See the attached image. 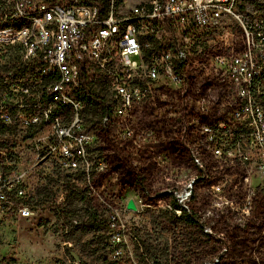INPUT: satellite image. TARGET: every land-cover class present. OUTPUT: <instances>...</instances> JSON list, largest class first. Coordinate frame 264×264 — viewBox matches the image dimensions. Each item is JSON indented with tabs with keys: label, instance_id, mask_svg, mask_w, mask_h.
Here are the masks:
<instances>
[{
	"label": "built area",
	"instance_id": "built-area-1",
	"mask_svg": "<svg viewBox=\"0 0 264 264\" xmlns=\"http://www.w3.org/2000/svg\"><path fill=\"white\" fill-rule=\"evenodd\" d=\"M50 4H57V12H50ZM23 14L37 21L36 37L26 27L3 28V21ZM50 33H57V42H49ZM9 47H16V55L3 61ZM191 86L197 89L185 128L196 154L190 185L196 193L189 186L171 191L180 198V207L169 209L177 220L171 222L181 223L184 214L194 226L209 214L251 215L257 186L264 185V0H6L0 13V125L8 136L0 145V216L34 214L24 177L37 163L50 160L73 180L82 175L92 193L91 179L107 165L97 149L96 120H103L104 131H118L114 120L122 125L158 93ZM85 95L104 104L91 123H83L90 111ZM60 100L72 102L73 112H61ZM131 133L128 127L123 135ZM20 145L34 149L28 167L5 154L4 148ZM80 150L88 151V159L80 158ZM226 168L244 187L243 199L236 205L231 200L230 207L222 194ZM211 175L217 183H204ZM208 192L216 195L215 204L226 205L197 213L192 199ZM123 211L131 217L144 206ZM129 217L108 216L111 259L124 256L135 241L130 259L151 262L147 255L137 259L136 248L143 252V246ZM211 230L206 223L205 232Z\"/></svg>",
	"mask_w": 264,
	"mask_h": 264
},
{
	"label": "rangeland",
	"instance_id": "rangeland-1",
	"mask_svg": "<svg viewBox=\"0 0 264 264\" xmlns=\"http://www.w3.org/2000/svg\"><path fill=\"white\" fill-rule=\"evenodd\" d=\"M15 55L16 49L11 50L10 61ZM192 89L197 87H174L165 94L160 92L155 100L142 104L137 116L122 125L114 120L112 126H119L118 131L99 132L97 149L105 159L106 169L91 179L95 190L90 194L89 186L82 187L83 177L77 176L72 194L75 210L68 219L60 215L56 206L65 199V196L61 199V193L71 173L50 160L32 166L24 177L27 199L30 195L38 196V191L41 199L32 206L31 217L0 216L1 264H141L129 257L135 241L125 248L124 256L113 260L107 227L83 231L81 224L92 213H98L106 222L112 212L127 213L129 217L131 213L123 208L131 200L134 205H143L144 212L129 220L140 236L158 241L163 249L168 247L164 255L168 264H264L262 184L257 186L256 206L251 215L232 211L221 212L219 216L209 214L205 221H198V226L172 223L167 217L175 205L174 199H180L178 192L171 191H183L193 182L192 163H196V154L187 145L189 131L185 128L193 112ZM93 113L98 111H86L85 123L95 121L91 120ZM128 127L132 133L123 135ZM6 136L7 133L0 134L2 147ZM8 138L12 139L11 135ZM4 149L19 167L35 162L32 146ZM226 171L228 182L222 194L230 199L227 205L230 207L231 200L236 205L243 199L244 187L233 179V170L226 168ZM216 181L217 177L211 175L204 183ZM190 191L196 193V186L190 187ZM216 198L211 192L200 193L192 199L191 207L197 213L202 208H224L226 203L215 204ZM206 223L212 227L208 233Z\"/></svg>",
	"mask_w": 264,
	"mask_h": 264
},
{
	"label": "trees",
	"instance_id": "trees-1",
	"mask_svg": "<svg viewBox=\"0 0 264 264\" xmlns=\"http://www.w3.org/2000/svg\"><path fill=\"white\" fill-rule=\"evenodd\" d=\"M85 102H90V112H97L98 107L104 106V104L100 101L93 102V95H85ZM4 129H5V126L0 125V134L5 133ZM94 130H95L94 132H95L96 136H98L99 132L104 131L103 120H96V125H94ZM69 175H71V178H69V180L66 182L65 188H64V191H66L65 192V199L63 202H60L56 206L60 212V215H64L63 217L65 219H68L73 214V212L75 210V206H73V203H72V199H73L72 194L75 193V192H73V190H74L73 188L77 184H76V180H73V175L72 174H69ZM77 176H78V179L83 177L80 174ZM77 176H76V178H77ZM82 181H83V178H82L81 182ZM88 186H89L88 182H84V184L82 185V187H87V188H88ZM37 194H38V196L36 194L30 195L28 197V199L26 200V202L30 206L35 205L41 199V198H39V196L41 195V191H38ZM82 197H85V194H83ZM174 201H175V205L173 207H180L179 199H174ZM167 217H168V219H170V221H177L172 215H167ZM181 221L184 223L188 222L189 221L188 215L184 214L181 218ZM81 224H83L82 230L88 231L92 228L101 229L103 227H106L107 222L105 220H103V218L98 213H92L86 219L84 217ZM140 240L142 242L143 252H141L139 247L136 248V254H138L140 260L145 261L146 260L145 255H147L156 264H168L167 260L164 261V255L166 254L168 247H166V249L165 248L163 249L162 247H160L158 245V241L152 242V241H149V239H147V238H143L142 236H140ZM0 264H1V261H0ZM73 264H75V263L73 262ZM82 264H87V263L83 262ZM110 264H114V262H112Z\"/></svg>",
	"mask_w": 264,
	"mask_h": 264
},
{
	"label": "bare ground",
	"instance_id": "bare-ground-1",
	"mask_svg": "<svg viewBox=\"0 0 264 264\" xmlns=\"http://www.w3.org/2000/svg\"><path fill=\"white\" fill-rule=\"evenodd\" d=\"M5 7H6V0H0V13H3ZM50 12H57V4H50ZM10 25L11 28L26 27L27 35L29 37H36L37 21H32L31 14L17 15V17H10V21H3V28H10ZM49 42H57V33L49 34ZM13 49L15 50L16 47H9L8 50L3 52V61H10L11 58L9 59V53ZM154 80H161V73H154ZM59 109L61 112H73V103L68 100H60ZM83 123H85V115H83ZM188 146L190 147V145ZM80 158L88 159V151L80 150ZM190 187L193 186H189V188ZM190 193L192 192L190 191Z\"/></svg>",
	"mask_w": 264,
	"mask_h": 264
},
{
	"label": "water",
	"instance_id": "water-1",
	"mask_svg": "<svg viewBox=\"0 0 264 264\" xmlns=\"http://www.w3.org/2000/svg\"><path fill=\"white\" fill-rule=\"evenodd\" d=\"M0 156H1V151H0ZM129 206H131V207H134L135 206L134 203H133V200L130 201Z\"/></svg>",
	"mask_w": 264,
	"mask_h": 264
}]
</instances>
